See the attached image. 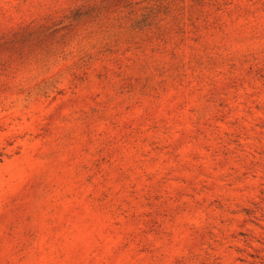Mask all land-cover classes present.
I'll list each match as a JSON object with an SVG mask.
<instances>
[{"label":"rangeland","instance_id":"374dc122","mask_svg":"<svg viewBox=\"0 0 264 264\" xmlns=\"http://www.w3.org/2000/svg\"><path fill=\"white\" fill-rule=\"evenodd\" d=\"M0 264H264V0H0Z\"/></svg>","mask_w":264,"mask_h":264}]
</instances>
